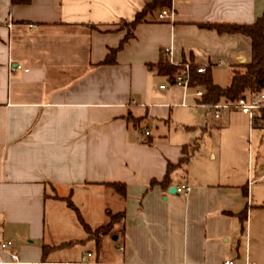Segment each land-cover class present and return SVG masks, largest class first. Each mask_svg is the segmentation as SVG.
<instances>
[{"label": "crops", "instance_id": "1", "mask_svg": "<svg viewBox=\"0 0 264 264\" xmlns=\"http://www.w3.org/2000/svg\"><path fill=\"white\" fill-rule=\"evenodd\" d=\"M150 1L0 0L2 260L264 264V119L228 108L212 123L194 86H167L157 69L227 68V85L250 39L199 24L253 23L264 0H172L171 19L148 14L98 65ZM184 157L166 188L151 184ZM182 184L190 190H169ZM65 198L91 229L107 212L121 213L118 226L96 248Z\"/></svg>", "mask_w": 264, "mask_h": 264}, {"label": "trees", "instance_id": "2", "mask_svg": "<svg viewBox=\"0 0 264 264\" xmlns=\"http://www.w3.org/2000/svg\"><path fill=\"white\" fill-rule=\"evenodd\" d=\"M30 0H10L12 4H26ZM172 0H152L145 4L141 11L137 12L134 19L125 23L128 26V31L124 40L115 49H110L104 59L98 62V65L111 64L114 62V55L122 42L133 36V28L135 25L145 20L148 14L162 7H171ZM202 27L216 30L218 33H239L250 39L251 42V57L248 63L242 65L238 69L233 70L230 82L226 86H219L214 83L210 70L205 69L203 73L197 72V65L190 63V85L193 87L199 85L203 88L204 93L198 99V103L212 105L220 102H232L238 97L244 95L246 91L259 92L264 90V16L257 18L250 24H229V23H200ZM158 72L167 75L169 78H174L177 74L184 70V64L170 65L163 63L157 65ZM259 118L264 119V108L258 113ZM256 119V118H255ZM254 119V121H255ZM187 161V157L181 158L176 164H167V173L161 181H151V184H160L166 188L169 184V173L172 169L182 165ZM116 193L120 196L125 195V186L119 183H108ZM68 207H70L88 235L94 241L96 248L100 246V239L103 235L110 233L113 225L119 220L121 213L107 212L108 221L91 229L82 220L78 210L68 198L63 199ZM46 248L42 247V252L45 253Z\"/></svg>", "mask_w": 264, "mask_h": 264}, {"label": "built area", "instance_id": "3", "mask_svg": "<svg viewBox=\"0 0 264 264\" xmlns=\"http://www.w3.org/2000/svg\"><path fill=\"white\" fill-rule=\"evenodd\" d=\"M172 7H162L157 11V18L159 20L171 19L173 17ZM169 52V49H166ZM15 68H19L18 65ZM205 71V67H198L197 72L203 73ZM177 85L183 88H189L190 85V63L184 64V70L177 74L174 78H171L167 82V86ZM161 87H166V85H162ZM196 88L195 95L199 98L202 97L204 90L199 85L194 86ZM203 106L209 107L213 110V117L215 119H219L222 115V111L228 108H234L239 110L241 113H244L249 116L251 121L257 117L259 111L264 108V92H251L249 94H244L238 97L236 100L232 102H220L212 105L201 104ZM144 134L147 135L148 131L144 130ZM177 193L187 192L190 190L189 185H179L175 187ZM9 245V241L0 242V250H4ZM89 255V254H87ZM7 260H2L0 258V264H12L17 262V256L15 253L7 251ZM223 264H234L233 260L227 259ZM246 264H254L253 262H249Z\"/></svg>", "mask_w": 264, "mask_h": 264}, {"label": "rangeland", "instance_id": "4", "mask_svg": "<svg viewBox=\"0 0 264 264\" xmlns=\"http://www.w3.org/2000/svg\"><path fill=\"white\" fill-rule=\"evenodd\" d=\"M227 72H228V69L227 68H216L215 71H214V74H213V80H214V82H216L220 86H226L225 84H226ZM232 109H234V108H232ZM199 111H201L200 112V116L202 118L205 119V115H206L208 121H210L212 123H218V122H215L212 119V114H213V110L212 109H207L205 111L202 110V109H199ZM204 122L205 121L203 120V123ZM110 206H111V209L114 210L113 207H112V203L110 204ZM117 226H118V224H116L115 227L111 229L110 233H112L113 231H115V229H116ZM112 235H114V234H112Z\"/></svg>", "mask_w": 264, "mask_h": 264}, {"label": "water", "instance_id": "5", "mask_svg": "<svg viewBox=\"0 0 264 264\" xmlns=\"http://www.w3.org/2000/svg\"><path fill=\"white\" fill-rule=\"evenodd\" d=\"M170 191H176V189H175V187L172 185V186H170V189H169ZM112 239H116V235H112V237H111Z\"/></svg>", "mask_w": 264, "mask_h": 264}]
</instances>
